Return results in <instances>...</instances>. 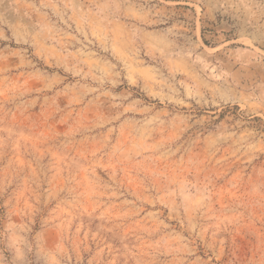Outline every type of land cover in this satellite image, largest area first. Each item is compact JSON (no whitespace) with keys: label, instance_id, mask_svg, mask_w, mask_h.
Listing matches in <instances>:
<instances>
[{"label":"rangeland","instance_id":"rangeland-1","mask_svg":"<svg viewBox=\"0 0 264 264\" xmlns=\"http://www.w3.org/2000/svg\"><path fill=\"white\" fill-rule=\"evenodd\" d=\"M0 264H264V0H0Z\"/></svg>","mask_w":264,"mask_h":264}]
</instances>
